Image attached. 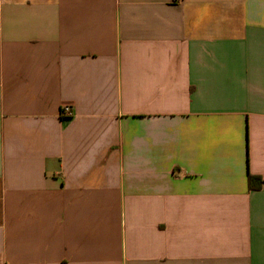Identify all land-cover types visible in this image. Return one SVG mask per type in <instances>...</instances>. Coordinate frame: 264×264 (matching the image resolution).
<instances>
[{
    "label": "crops",
    "instance_id": "crops-1",
    "mask_svg": "<svg viewBox=\"0 0 264 264\" xmlns=\"http://www.w3.org/2000/svg\"><path fill=\"white\" fill-rule=\"evenodd\" d=\"M0 264H264V0H0Z\"/></svg>",
    "mask_w": 264,
    "mask_h": 264
},
{
    "label": "built area",
    "instance_id": "built-area-1",
    "mask_svg": "<svg viewBox=\"0 0 264 264\" xmlns=\"http://www.w3.org/2000/svg\"><path fill=\"white\" fill-rule=\"evenodd\" d=\"M73 109L69 106H64L61 110V117L63 119H68L71 118L73 116Z\"/></svg>",
    "mask_w": 264,
    "mask_h": 264
},
{
    "label": "trees",
    "instance_id": "trees-1",
    "mask_svg": "<svg viewBox=\"0 0 264 264\" xmlns=\"http://www.w3.org/2000/svg\"><path fill=\"white\" fill-rule=\"evenodd\" d=\"M258 181H259L258 178L254 177L252 175L249 176V184L251 187H257L256 182H258Z\"/></svg>",
    "mask_w": 264,
    "mask_h": 264
}]
</instances>
